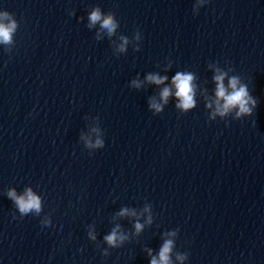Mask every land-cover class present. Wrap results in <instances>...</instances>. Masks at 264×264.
<instances>
[{"label":"clouds","instance_id":"9594fccd","mask_svg":"<svg viewBox=\"0 0 264 264\" xmlns=\"http://www.w3.org/2000/svg\"><path fill=\"white\" fill-rule=\"evenodd\" d=\"M208 2L209 0H195L192 9L193 14L198 15L199 10ZM73 15H75L74 9L69 11V16ZM80 19L83 20L84 17H80ZM86 26L89 30L98 26L99 30L95 34V39L100 41L103 38L101 33H105L109 39L117 36L120 25L115 12L109 11L105 13L102 11L101 7L94 6L87 14ZM18 28L19 22L14 14L7 10H0V44L6 46L12 45L14 43L13 37ZM118 39L120 43L115 47V55L117 53H126L128 45L133 41L138 42L134 45V50L139 51L140 42L143 37L139 27H137L131 38L128 35L121 34L118 36ZM114 43L115 41H113V44ZM4 51L11 54L12 49L6 47ZM226 62L231 63L230 61ZM217 63H219V61H217ZM209 66L212 67L211 64ZM232 70V68H229L228 71ZM226 77H228V72L221 70L219 67L215 68V75L212 78L215 82V98L214 100H209L206 107L212 109V111L208 113V120L210 122L215 121L217 120V117H220V120L225 121L227 126L229 123L227 117L231 116L233 113V120H241L243 117L252 116L259 101L250 93L248 85L242 82L240 76L232 75L231 77H228L227 85L225 84ZM167 80V76H161L158 73H149L143 82L139 79L132 80L131 87L140 89L145 82L159 86L164 85ZM195 80L196 76L191 71H177L171 79V85L165 86L160 90L159 100L156 96L149 98V110L152 111L153 115L161 114L164 111L165 105L169 103V98L174 96L177 101L175 108L181 113L190 112L197 106L196 93L198 85L195 83ZM96 119L97 121H100L99 116H97ZM91 132L95 133V139L84 134L80 137V141L88 149L90 154L105 146L104 131L102 127H94L91 129ZM5 195L12 202L13 207L18 211L20 218L28 215L40 216L43 212V197L34 191L31 186H26L21 194H18L15 187H9ZM144 213H148L146 223L151 224L152 205L150 203L145 204L139 215H143ZM123 217L137 218L133 225L136 234H139L143 230L144 225L139 222L138 213L135 209L124 207L116 213L114 219ZM13 218H17L15 214ZM40 224L44 227L52 226L51 215L45 214L43 219L40 220ZM165 235L169 237H178L179 229H173L172 231L165 233ZM87 237L92 242L97 241V233L94 224H89L87 226ZM128 240L129 235L122 230L119 224H116L111 231L103 237V241L107 247L100 249L101 255L103 257L109 256V249L120 248ZM174 246V239H166L160 248L158 257L152 255L151 249H147L148 255L151 257L150 264H172L170 254L172 253ZM97 247L99 248V246ZM188 256V253H177V259L180 261H184Z\"/></svg>","mask_w":264,"mask_h":264}]
</instances>
